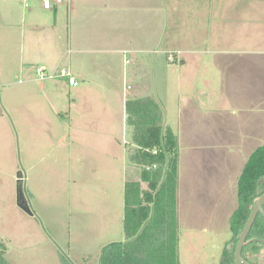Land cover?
I'll use <instances>...</instances> for the list:
<instances>
[{
    "label": "rangeland",
    "instance_id": "374dc122",
    "mask_svg": "<svg viewBox=\"0 0 264 264\" xmlns=\"http://www.w3.org/2000/svg\"><path fill=\"white\" fill-rule=\"evenodd\" d=\"M29 1L0 0V23L6 19L3 7L11 2L20 8L21 22ZM122 1L134 5V36L152 38L144 23L154 17L146 13H166L165 46L171 37L178 58L188 63L162 67L157 59L162 54L143 53L126 65L125 93L124 68L118 67L109 77L120 82L109 95L89 92L94 94L90 109L76 104L70 114L64 108L63 117L54 98L47 102L39 92H24L19 33L13 26L0 28V243L10 264H98L104 247L126 241L125 183L140 178L128 159L132 134L125 103L134 95L160 100L165 129L182 132L183 118L188 131L199 135L194 147L213 152L200 168L209 184L195 180L193 194L179 199L180 264H222L224 249L235 238L231 218L239 207L238 179L264 145V34H254L253 22L246 20L250 32L232 28L237 17L227 10L228 0ZM191 50L200 55L183 53ZM131 86L139 87L133 91ZM64 99L72 104L74 98ZM181 138L189 152L190 139ZM112 144L116 151L109 149ZM19 185L33 216L17 205ZM90 208L96 217H88ZM229 248L228 264H233L235 246ZM253 248L245 249V258L264 264V247Z\"/></svg>",
    "mask_w": 264,
    "mask_h": 264
},
{
    "label": "crops",
    "instance_id": "0c3cea01",
    "mask_svg": "<svg viewBox=\"0 0 264 264\" xmlns=\"http://www.w3.org/2000/svg\"><path fill=\"white\" fill-rule=\"evenodd\" d=\"M24 5L25 9L24 13L22 12L21 22L19 21L20 8L16 3L11 2L3 7L6 19L0 23V28L7 31L9 27L13 26L19 33L17 56L20 61V71L24 78L23 81L19 82L27 85L24 92L28 95H31L30 92H39L44 101H51V98H54L55 104L52 103L60 110L56 113L62 117L66 113L64 108L67 109V114H70L72 107L76 104H81L90 109L94 94L90 97L89 92L102 93L105 97L107 94L109 95L108 92L114 88L113 83L120 82L119 78L115 81L114 77H109L115 75L118 67L124 68L125 76L123 77L122 89L125 93V89L129 86L126 68L132 63L134 64V59H138V56L143 53L162 54L163 58H157L162 59V64H160L162 67L167 66L169 68L170 66H178L180 63L186 66L188 63V58H178L171 37L169 45L165 46L169 25L165 12V17L161 15L162 11L146 13L148 16L154 17L144 23L150 32H154L153 37L150 38L134 36V27L137 24L134 5L124 6L122 0H70L68 4L56 7L54 10H46L42 0H30L29 4ZM226 7L229 12H234L237 17L231 26L232 28L237 25L238 30L246 27L250 32L251 25H245L244 21L246 20L250 23L253 22L254 34L260 36L261 31L264 34V0H228ZM245 12H248V15H245ZM249 12H253L254 19ZM232 18L234 19V16ZM183 53L200 55L195 50ZM239 53L245 54V51H239ZM178 54H181V51ZM127 60L129 61L128 64ZM126 65L128 66L126 67ZM39 68H45L50 72H59L63 69L70 70L77 78L78 85L70 87L67 82L61 79L40 82L38 80ZM34 84H39V89H34ZM138 87L131 86L129 88L136 91ZM67 95L73 96L72 104L64 99ZM158 101L160 102V100ZM103 102L106 103V101ZM180 125L182 132L174 131L168 127L177 135L180 147L178 205L182 196H186L188 193L193 194L194 191L191 189L195 186V180L197 184H209L206 180L207 175L203 174V170L200 168L204 162H208L209 155L213 153L200 152V147L196 149L193 144H196L194 142L199 135L188 131L183 118L180 119ZM232 132H235V129ZM182 136L191 141L189 152H185L181 147ZM234 137L236 138V135ZM109 149L116 151L113 144L112 148ZM215 178L217 181L219 176L216 175ZM219 183L214 185L219 186ZM90 191H88V197H90L88 202H91L94 196L93 189ZM99 193V197L104 195L100 191ZM84 197H87L86 193H84ZM88 213V217H96L92 216V208L89 209Z\"/></svg>",
    "mask_w": 264,
    "mask_h": 264
},
{
    "label": "trees",
    "instance_id": "16d2710c",
    "mask_svg": "<svg viewBox=\"0 0 264 264\" xmlns=\"http://www.w3.org/2000/svg\"><path fill=\"white\" fill-rule=\"evenodd\" d=\"M125 109L126 123L132 134L128 159L131 165L139 168L140 178L128 180L125 184L126 241L104 247L98 264H180L178 137L171 129H165L162 106L155 97L134 96L126 101ZM154 150L157 154L153 153ZM147 167L151 169L147 170ZM237 191L239 207L231 218L235 238L227 244L229 247L233 244L235 248L255 201L264 194V145L248 159L238 180ZM259 239H264V218L261 215L253 226L244 251L251 245L253 249L264 247ZM228 249H224L222 264L229 262ZM5 251L0 243V264H10Z\"/></svg>",
    "mask_w": 264,
    "mask_h": 264
},
{
    "label": "water",
    "instance_id": "95a60500",
    "mask_svg": "<svg viewBox=\"0 0 264 264\" xmlns=\"http://www.w3.org/2000/svg\"><path fill=\"white\" fill-rule=\"evenodd\" d=\"M22 180V174H18V181L20 182ZM17 205L19 208H21L24 212L30 214L31 216L34 215V212L31 208L30 202L28 201V198L25 193V189L23 186H18V192H17ZM262 216L264 218V194L261 195L254 203L252 211L250 213V216L244 226V229L242 230L236 248H235V264H251L248 262L244 256L243 251L245 244L249 238V235L253 229V226L256 223V220L259 216ZM259 243L264 245V239H259Z\"/></svg>",
    "mask_w": 264,
    "mask_h": 264
},
{
    "label": "built area",
    "instance_id": "2783aa9c",
    "mask_svg": "<svg viewBox=\"0 0 264 264\" xmlns=\"http://www.w3.org/2000/svg\"><path fill=\"white\" fill-rule=\"evenodd\" d=\"M69 2L70 0H42L43 7L46 10H54L56 7L66 5ZM126 62L127 64L129 63L128 60ZM53 79L65 80L70 87H76L78 85L77 78L73 75V73L70 70L63 69L60 70L59 72H50L45 68L38 69V80L40 82H45L46 80H53ZM153 153L157 154V151L154 150ZM146 169L150 170L151 168L147 167Z\"/></svg>",
    "mask_w": 264,
    "mask_h": 264
}]
</instances>
